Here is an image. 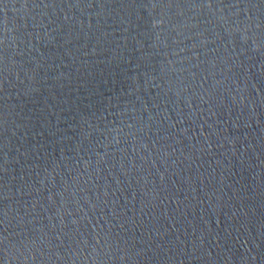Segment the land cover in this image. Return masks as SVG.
Returning a JSON list of instances; mask_svg holds the SVG:
<instances>
[{"label": "water", "instance_id": "1", "mask_svg": "<svg viewBox=\"0 0 264 264\" xmlns=\"http://www.w3.org/2000/svg\"><path fill=\"white\" fill-rule=\"evenodd\" d=\"M0 264H264V0H0Z\"/></svg>", "mask_w": 264, "mask_h": 264}]
</instances>
